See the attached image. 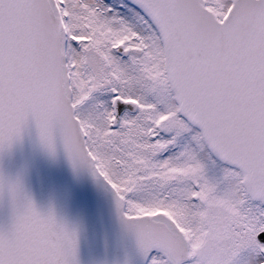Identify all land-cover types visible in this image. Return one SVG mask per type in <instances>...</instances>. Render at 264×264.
Masks as SVG:
<instances>
[{
  "label": "snow or ice",
  "instance_id": "snow-or-ice-1",
  "mask_svg": "<svg viewBox=\"0 0 264 264\" xmlns=\"http://www.w3.org/2000/svg\"><path fill=\"white\" fill-rule=\"evenodd\" d=\"M32 125L111 197L118 264H264V0H0V156ZM5 195L0 264H82V216Z\"/></svg>",
  "mask_w": 264,
  "mask_h": 264
},
{
  "label": "water",
  "instance_id": "water-1",
  "mask_svg": "<svg viewBox=\"0 0 264 264\" xmlns=\"http://www.w3.org/2000/svg\"><path fill=\"white\" fill-rule=\"evenodd\" d=\"M0 170L9 176L21 174L26 190L41 208L54 203L60 213L83 217L79 250L82 264H118L134 253L133 241L115 220L111 197L90 181L75 183L63 154L53 162L42 149L34 125L26 128L22 141L0 156ZM82 191L89 193L87 200L80 195ZM12 211L9 198H0V228L11 224Z\"/></svg>",
  "mask_w": 264,
  "mask_h": 264
}]
</instances>
